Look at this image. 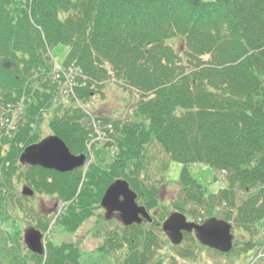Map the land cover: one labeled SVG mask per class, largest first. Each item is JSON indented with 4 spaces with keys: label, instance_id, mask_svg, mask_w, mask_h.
<instances>
[{
    "label": "trees",
    "instance_id": "16d2710c",
    "mask_svg": "<svg viewBox=\"0 0 264 264\" xmlns=\"http://www.w3.org/2000/svg\"><path fill=\"white\" fill-rule=\"evenodd\" d=\"M175 39L184 48L175 49ZM58 44L69 47L64 65L80 68V102L103 93L108 82L138 95L124 116L97 117L111 139L106 144L117 148L104 166L59 173L19 162L24 148L44 137L45 119L74 154H88L97 134L76 99L52 108L58 83L50 49ZM19 103L26 107L16 116ZM2 116L16 119V129L0 130V264H82L76 242L48 240L43 255L28 249L25 225L46 232L50 218L33 205L35 196L19 192V183L63 203L57 225L71 234L101 210L118 178L128 180L140 204L159 212L151 224L106 230L100 250L119 259L126 247L118 264H148L164 241L157 235L167 215L160 186L171 161L182 165L173 208L196 222L230 221L248 236L242 250L249 251L264 219V0H0ZM190 164L210 167L216 180L222 174L224 186L207 193ZM186 239L191 244L180 255L195 254L197 241L188 233Z\"/></svg>",
    "mask_w": 264,
    "mask_h": 264
},
{
    "label": "rangeland",
    "instance_id": "374dc122",
    "mask_svg": "<svg viewBox=\"0 0 264 264\" xmlns=\"http://www.w3.org/2000/svg\"><path fill=\"white\" fill-rule=\"evenodd\" d=\"M170 41L174 45L175 49L184 48V46H181V43L178 39ZM51 52L57 63L63 64L69 52V47L66 44H58L51 49ZM75 73L76 71L73 70L74 76H76ZM102 90L103 93L98 91L97 94L84 106L88 108V110H91V116H89L90 119L87 120V122L90 121L94 128H100V120L97 121V117H100L103 114H109L110 117L115 118L124 116L126 111L131 108V104L138 100V95L134 93L132 89L126 90L124 89L123 85L121 86L116 82L106 83ZM14 115H16V111H14ZM45 116L48 118V114L45 113ZM46 122L47 119H45V121L41 124L42 133L44 136H48L50 134V130L47 127ZM15 123L16 119L14 120V124ZM98 142L99 139L93 135L90 143H95V145L97 144L95 149L98 161L100 164H107L114 156V148L109 147V150L108 148L102 146L103 143L99 142L98 144ZM90 153V155L94 156L93 152ZM92 163H95V161H90L89 166ZM189 168L192 174L198 179L199 183L204 186L208 193H216L222 186H224V182L221 180L224 178L223 175H220L217 172L218 177L221 179L219 178L216 180V172L210 167L192 164ZM181 170L182 166L178 162L171 161L167 171H165L163 179L165 182H163V185L160 186V209H162L163 212L168 213L171 200L175 199V196L179 193V185L176 184V182L179 180ZM153 174L154 173L152 171V177ZM157 177H159V174ZM157 177L154 179L157 180ZM23 187H25V182L18 184L19 192ZM33 202V205L40 208L41 211L47 214V216L52 218L54 215L56 216V213L52 211L53 206L55 205L54 198L46 195L39 196L36 200L34 199ZM218 210L222 211V207L219 206ZM104 211V208H101L100 211H97L96 215L88 217V221H83V223L79 225L74 233L69 234L61 227H58L54 232L52 231L49 236V232H47V238L44 240V246H46L50 240L55 243L76 242L79 244V247L82 250V264H118L126 257V247L120 251H117L119 259H116L114 253H106L105 251L97 249L99 243H101V240L106 236L104 231L105 228H107V230H114L118 227V225H122L120 223V219L116 216L117 213L109 216L106 224H102L103 222L99 223L98 220L100 219V212L104 215ZM29 227L31 228L34 226L29 224L25 225V228ZM258 227L260 228L259 233L256 236L258 243L253 249H250L249 251L242 250L244 247L243 244L249 241L248 236L242 231H236L238 237L236 242L238 245H236L235 252L230 256L214 254L212 251L204 247V245L200 242H197L198 245L204 249L198 247L195 254L193 253L190 255L188 253L182 256L180 255L179 250L187 249L191 244V240L186 239L181 245L179 244L180 247H176L177 245H174L170 241L168 235L159 229L157 230V235L160 237L159 239L164 241L161 242L159 249L156 248V246L154 247V251H156L155 255L148 262V264H158L159 262H161V264H175L176 262L177 264H264V246H260V243L264 240V219L258 223Z\"/></svg>",
    "mask_w": 264,
    "mask_h": 264
},
{
    "label": "water",
    "instance_id": "95a60500",
    "mask_svg": "<svg viewBox=\"0 0 264 264\" xmlns=\"http://www.w3.org/2000/svg\"><path fill=\"white\" fill-rule=\"evenodd\" d=\"M5 66L9 67V64L6 63ZM20 161L58 172H66L83 166L86 156L85 154H73L63 139L57 135H49L26 147L20 155ZM23 194L32 195L33 191L25 186ZM101 205L106 209L108 217L115 212H120V219L127 226L134 222L141 223L144 218L151 219L146 207L139 205L137 194L130 189L125 180L119 179L112 183L106 190ZM163 229L167 232L171 242L176 245L182 242L184 231L190 233L195 231L197 239L205 246L223 253H228L233 248L232 224L217 217L209 218L202 224H196L188 221L182 213L175 212L165 220ZM25 240L34 253H44L41 231L33 227L26 229Z\"/></svg>",
    "mask_w": 264,
    "mask_h": 264
},
{
    "label": "bare ground",
    "instance_id": "6f19581e",
    "mask_svg": "<svg viewBox=\"0 0 264 264\" xmlns=\"http://www.w3.org/2000/svg\"><path fill=\"white\" fill-rule=\"evenodd\" d=\"M53 48V47H52ZM51 48V49H52ZM50 49V50H51ZM7 64H9V65H11V63L10 62H6ZM6 63H4L3 64V66L5 67V68H8V67H6L5 66V64ZM75 71H76V76H74V75H71L68 71H67V69H62V68H58L57 67V65L55 64V61H54V69H53V74H54V78H53V80L55 81V82H57L58 83V86H57V89H58V94L55 96V98H54V103L55 104H53L54 106L52 107V108H56L58 105H60V104H62V105H64L65 103H68L67 101H69L71 98H74V99H76V101H77V104H79V106L80 107H82L84 110H85V112L87 113V115H88V117L89 116H91V110H88V108H86V107H84L85 105H86V103H82V102H80L79 100H78V98H77V95H76V92H75V87L78 85V82H77V75L79 74V72H80V68L79 67H76L75 68ZM54 82V83H55ZM56 84V83H55ZM70 104V103H69ZM25 105V107H26V104H24ZM24 105H23V103H19L17 106L16 105H14L13 107H15L14 108V111H15V109H18L19 111H21L22 109H23V107H24ZM52 108H50V109H48V111H52L53 109ZM20 115H22V114H20ZM19 115V116H20ZM88 120V119H87ZM19 121H17V123H18ZM16 124V123H15ZM14 123L13 124H9V122L6 120V119H4L3 117H0V130H4L5 131V133H7V134H11V133H13L12 131H11V129H13V131L16 129V125H15ZM95 132L97 133L96 134V138L97 139H99V141L101 142V143H103V145L102 146H104L105 148H108L109 150H110V148H109V145L108 144H106V142H108V141H111V139H110V137H107V135L103 132V131H101V130H99V129H97V128H95ZM37 143V142H36ZM32 144H34V143H32ZM32 144H29L28 146H30V145H32ZM94 143H88V154L87 153H83V154H85V156H86V161H85V164L83 165V166H81V167H77V168H75V169H73V170H70V171H66V172H72V171H74V170H76V169H79V168H85V170H87L88 168H89V165H87L88 164V162H90V161H95V162H98V164H100L99 163V161H98V158H97V153H96V149H95V146L96 145H93ZM99 144V143H98ZM106 144V145H105ZM28 146H26V147H28ZM25 147V148H26ZM24 148V149H25ZM91 148V149H90ZM90 152H93V154H94V156H92V155H90L91 153ZM114 154V153H113ZM21 155V154H20ZM113 158H114V156H113ZM112 158V159H113ZM112 161V160H111ZM110 161V162H111ZM19 162H20V164H22V165H26V166H32V167H36V166H33V165H29V164H27V163H22L21 161H20V156H19ZM109 163V162H108ZM107 163V164H108ZM100 165H102V166H104V165H106V164H100ZM181 165V164H180ZM190 165H192V164H190ZM190 165L188 166V168L190 167ZM199 165H204V164H199ZM182 166V165H181ZM204 166H206V165H204ZM38 167H41V168H43L42 166H38ZM208 167V166H207ZM44 169H47V168H44ZM47 170H50V169H47ZM189 170H190V168H189ZM58 172V171H57ZM59 173H65V172H60L59 171ZM180 178V177H179ZM196 178V177H195ZM119 179H121V180H125V181H127L128 182V180H126V179H124V178H118V179H116L115 181H117V180H119ZM164 179V178H163ZM197 179V178H196ZM198 180V179H197ZM115 181H113L112 183H114ZM164 181V180H163ZM179 181V180H178ZM165 182V181H164ZM199 182V181H198ZM112 183H110L109 184V186L107 187V189L112 185ZM128 184H129V187H130V189L131 190H133L136 194H137V192L131 187V185H130V183L128 182ZM176 184H178L179 185V183L178 182H176ZM25 186H27V187H29L32 191H33V194L32 195H25V194H23V189H24V187L20 190V193L23 195V196H26V197H34L35 196V200L39 197V196H43V195H38V194H36V192H35V190L31 187V186H29L28 184H26L25 183ZM106 189V190H107ZM106 192V191H105ZM179 192H180V186H179ZM105 194V193H104ZM176 197V196H175ZM123 197H121V199H122ZM173 200V199H172ZM172 200H171V202H170V209H169V211H168V213H166L167 215H166V217H165V219L164 220H162V222H161V225H160V228H161V230L162 231H164L166 234H167V232L163 229V224H164V222H165V220L171 215V214H173V213H175V212H180V213H182L183 215H185V216H187L185 213H183V212H181V211H178V210H175L174 208H173V206H172ZM55 205L53 206V209H52V211L53 212H55L56 213V216L54 215V217L52 218V217H49L50 218V223H49V225H48V230L46 231V232H44V231H42L41 230V233L43 234V243H44V240H45V238H47L46 237V234H47V232H49L48 233V236L50 235V233H52V231L54 232L57 228H58V225H57V220H58V218L62 215V213H63V211H64V208H65V205L63 204V203H61L59 200H55V203H54ZM146 209H147V212L149 213V215H150V217H151V219L149 220V219H143V221L141 222V223H136V222H134L133 224H131V225H134V224H143V223H145L146 225H148V224H151V223H153L154 222V219H156L157 218V216H158V212L156 211V210H152V209H148L147 207H146ZM47 212V211H46ZM52 212V213H53ZM51 215H53V214H51ZM115 216V215H114ZM116 216H119L120 217V212H118V214H116ZM115 216V217H116ZM87 221H88V218L86 219ZM102 224H106V222H104L103 221V223ZM106 230H107V228H105L104 229V231L106 232ZM24 236H25V234H24ZM49 239V238H48ZM106 236L101 240V243H99V246L97 247V249H99L100 250V246L102 245V244H104L105 242H106ZM51 241V240H50ZM24 243L26 244V246L28 247V249L31 251V252H33L30 248H29V245H28V243L26 242V240L24 239ZM46 243V242H45ZM34 253V252H33Z\"/></svg>",
    "mask_w": 264,
    "mask_h": 264
}]
</instances>
